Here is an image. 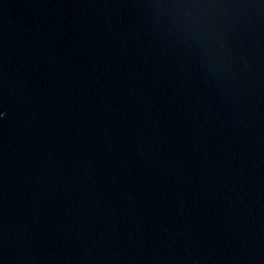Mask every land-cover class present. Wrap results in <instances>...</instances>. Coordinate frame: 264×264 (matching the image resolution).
<instances>
[{
    "label": "water",
    "instance_id": "obj_1",
    "mask_svg": "<svg viewBox=\"0 0 264 264\" xmlns=\"http://www.w3.org/2000/svg\"><path fill=\"white\" fill-rule=\"evenodd\" d=\"M0 264H264V0H0Z\"/></svg>",
    "mask_w": 264,
    "mask_h": 264
}]
</instances>
